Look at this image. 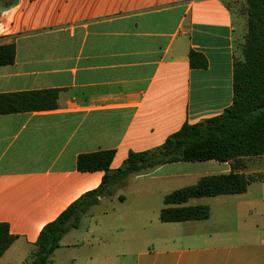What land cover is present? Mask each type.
<instances>
[{
	"label": "crops",
	"instance_id": "1",
	"mask_svg": "<svg viewBox=\"0 0 264 264\" xmlns=\"http://www.w3.org/2000/svg\"><path fill=\"white\" fill-rule=\"evenodd\" d=\"M238 18L227 0L0 4V44L16 47L15 62L0 66V94L58 95L52 109L0 115V223L16 237L0 264H26L43 228L100 186L104 172L79 171L81 155L115 151L116 170L231 106L245 34ZM188 163L129 178L125 194L91 209L88 229L82 219L63 237L49 264H264V181L185 204L210 206L207 220L161 222L165 197L178 190L171 183L191 175L166 168Z\"/></svg>",
	"mask_w": 264,
	"mask_h": 264
},
{
	"label": "trees",
	"instance_id": "2",
	"mask_svg": "<svg viewBox=\"0 0 264 264\" xmlns=\"http://www.w3.org/2000/svg\"><path fill=\"white\" fill-rule=\"evenodd\" d=\"M17 2L0 0L5 9ZM241 12L246 18V32L242 57L235 59L233 65L231 106L216 117L185 124L156 149L130 153L116 170L111 169L115 151L81 155L77 161L79 171L104 172L100 186L84 194L43 228L26 264H49L63 237L78 228L93 207L114 197L132 176L148 175L163 165L207 161L232 164L229 174L204 176L196 184L167 195L166 207L160 212L163 223L207 220L210 206L185 204L194 198L243 194L252 182L264 181V174L248 176L238 172L245 159L264 156V0H245ZM195 55L192 52L191 59ZM15 58L14 44H0V66L13 64ZM206 64L203 60L202 67ZM57 98L56 91L0 94V115L52 109ZM15 239L9 226L0 223V258Z\"/></svg>",
	"mask_w": 264,
	"mask_h": 264
},
{
	"label": "rangeland",
	"instance_id": "3",
	"mask_svg": "<svg viewBox=\"0 0 264 264\" xmlns=\"http://www.w3.org/2000/svg\"><path fill=\"white\" fill-rule=\"evenodd\" d=\"M229 7L234 9L237 14H238V21H237V26L239 29V32L242 31L244 34L246 32V18L245 16L240 13L242 10V7L244 6L245 0H227ZM182 165H193V166H188V170H185L184 167L180 166H173L170 165L166 169H169L170 172L172 173H177V172H186L190 171L191 175H188L183 178H179L171 183V188H184L187 186H191L192 183L197 182L199 178H202L203 176H209V175H219V174H225V172L228 171L229 167L223 163H219L216 161H209V162H196V163H188V164H182ZM177 167L182 168L180 171ZM232 167V164H231ZM258 169V170H264V157H258L253 160H244L243 165L241 166L238 171H249L251 169ZM208 174V175H206ZM255 175V174H254ZM147 179V178H144ZM148 181V180H147ZM148 182H140V185H145ZM118 192L120 191L121 194H125L124 189L117 190ZM197 201H203L204 203H212L214 204V200L212 198H202V199H196L194 202L196 203ZM94 222V221H93ZM233 223V222H231ZM92 224V219L90 217H84L82 220V229L86 230L89 228V226ZM141 232V231H139ZM143 234V233H140Z\"/></svg>",
	"mask_w": 264,
	"mask_h": 264
}]
</instances>
